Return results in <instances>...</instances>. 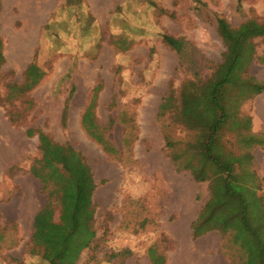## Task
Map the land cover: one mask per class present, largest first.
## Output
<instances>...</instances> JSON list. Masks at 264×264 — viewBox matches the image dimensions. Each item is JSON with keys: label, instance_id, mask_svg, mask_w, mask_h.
<instances>
[{"label": "rangeland", "instance_id": "1", "mask_svg": "<svg viewBox=\"0 0 264 264\" xmlns=\"http://www.w3.org/2000/svg\"><path fill=\"white\" fill-rule=\"evenodd\" d=\"M43 1L49 6L37 1L33 14L32 0H0V264L14 256L49 264L62 250L58 227L79 251L55 264H153L152 251L164 264H243L230 234L193 237L211 193L188 167L199 162L190 149L198 131L183 123L180 96L223 61L217 16L232 27L264 23V0H243L241 8L238 0H94L96 9L93 0ZM165 35L182 40L183 51ZM254 43L243 75L264 82V38ZM20 50L26 59L18 66ZM263 98L240 107L256 135H263L253 124ZM225 139L232 146L234 133ZM251 154L263 186L264 146ZM76 180L90 190L79 233L75 197L66 194ZM17 219L23 229L11 223Z\"/></svg>", "mask_w": 264, "mask_h": 264}, {"label": "trees", "instance_id": "2", "mask_svg": "<svg viewBox=\"0 0 264 264\" xmlns=\"http://www.w3.org/2000/svg\"><path fill=\"white\" fill-rule=\"evenodd\" d=\"M194 2L200 4L201 0ZM242 3L243 0H238L239 8ZM216 20L218 33L226 47L223 61L210 78L186 83L180 96L183 123L190 130L198 131L190 149L195 152L199 162L196 166L188 167L192 168L197 181L209 182L211 193L192 225L193 237L197 239L213 230L223 235L230 234L245 256V264H264V184L261 186L257 183L251 154L255 146H264V134L252 133L251 118L240 111L242 103L264 92V82L243 75L254 61V40L264 38V23L248 20L238 27H232L221 16H217ZM163 40L179 53L184 49L182 40L168 35ZM4 62L0 38V67ZM172 100L173 92L166 98L162 109L168 108ZM228 133L235 135L232 146L225 139ZM234 144L238 152L234 151ZM67 191V196L75 197V200H71V207L74 208L73 227L79 233L83 227L79 218L82 198L90 190L83 181L76 180ZM53 234L55 238H63L62 250L56 259L62 258L68 250L79 251L73 247V238H68L64 229L59 231L58 227ZM90 237L93 238V235ZM3 239V230H0V242ZM150 255L153 264V260L158 258L161 259L158 264L165 263L164 256L157 255L156 251ZM56 259L49 260V264H55Z\"/></svg>", "mask_w": 264, "mask_h": 264}, {"label": "crops", "instance_id": "3", "mask_svg": "<svg viewBox=\"0 0 264 264\" xmlns=\"http://www.w3.org/2000/svg\"><path fill=\"white\" fill-rule=\"evenodd\" d=\"M32 1H33L32 4H34V8L32 7L31 12H32L33 14H36V13L39 11V8H35V6L38 5L37 1H41V3H40V7L42 6V7H46V8H47V7L49 6V5H48L46 2H44L43 0H32ZM35 3H36V4H35ZM105 4H106V3H105ZM97 6H98V5H97L96 1L93 0V2H92V7H93L94 9H96ZM33 10H35V12H34ZM94 13H96V12H94ZM30 23L32 24L31 27H34V26L38 23V18L36 17V15L31 16V21H30ZM27 37H29V41H27V42L24 41V42L26 43V45L24 46V48H26V50L29 49V47H30V45H31L30 41H32V40H30V39H32V36H28V35H27ZM18 53H19V54H18ZM18 53H17L18 55L16 56V60H14V61L17 63L18 66H21V65L24 63V61H25V59H26V56L22 54L21 50H20ZM17 57H18V58H17ZM17 59H18V60H17ZM253 124H254L256 127H260V128H262V132H263V134H264V98L261 99V100L258 102L257 113L254 115V118H253ZM262 169H263V170H262L261 174H262V176L264 177V167H263ZM263 177H261V178H263ZM11 223H12V224L19 223V224L21 225V229H23V226H22L23 222H21V220L17 219V220H14V221L11 222ZM14 250H17V248L14 249ZM14 250H12V251H14ZM18 250H19V249H18ZM23 254H24V256L27 257V254H26L25 252H24ZM32 261H36V260H33V259H31V261L28 260V261H27V264H31ZM22 262H25V258H23L22 260H20V259H18L17 257L14 256V258L11 257V261H10L9 263H7V264H12V263H13V264H21Z\"/></svg>", "mask_w": 264, "mask_h": 264}, {"label": "built area", "instance_id": "4", "mask_svg": "<svg viewBox=\"0 0 264 264\" xmlns=\"http://www.w3.org/2000/svg\"><path fill=\"white\" fill-rule=\"evenodd\" d=\"M263 194H264V190H263Z\"/></svg>", "mask_w": 264, "mask_h": 264}]
</instances>
